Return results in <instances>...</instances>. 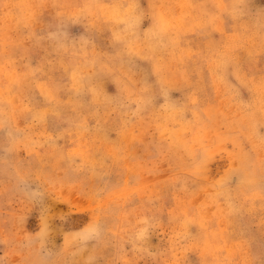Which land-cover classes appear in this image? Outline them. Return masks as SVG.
Instances as JSON below:
<instances>
[{
	"label": "rangeland",
	"instance_id": "374dc122",
	"mask_svg": "<svg viewBox=\"0 0 264 264\" xmlns=\"http://www.w3.org/2000/svg\"><path fill=\"white\" fill-rule=\"evenodd\" d=\"M0 264H264V0H0Z\"/></svg>",
	"mask_w": 264,
	"mask_h": 264
}]
</instances>
